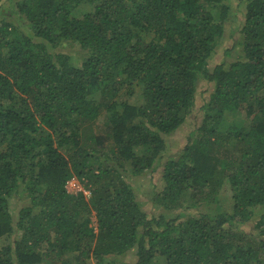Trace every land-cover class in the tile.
I'll return each instance as SVG.
<instances>
[{
	"label": "trees",
	"instance_id": "16d2710c",
	"mask_svg": "<svg viewBox=\"0 0 264 264\" xmlns=\"http://www.w3.org/2000/svg\"><path fill=\"white\" fill-rule=\"evenodd\" d=\"M2 239L0 264H264V0H0Z\"/></svg>",
	"mask_w": 264,
	"mask_h": 264
},
{
	"label": "rangeland",
	"instance_id": "374dc122",
	"mask_svg": "<svg viewBox=\"0 0 264 264\" xmlns=\"http://www.w3.org/2000/svg\"><path fill=\"white\" fill-rule=\"evenodd\" d=\"M7 2V0H5V3ZM230 3L232 4V6H234L236 4V0H230ZM91 9V5L89 3H82L79 5V7L73 11L74 15H80L82 13L88 12ZM4 13L9 16L11 9H10V4H6L5 8H4ZM230 32H231V24L228 23L226 24V32L225 35L227 36V39L225 42L222 43V45L219 47L218 52H217V57L216 60H220L221 59V55L223 53V51L225 49H227L228 47H231V41L229 40V36H230ZM63 52H68L71 53L77 60V65L80 63L79 61H81L82 59V54L80 52H76V50L74 48H72L69 45H66L64 47H62L60 49ZM204 85H202L203 87ZM134 90L135 93L134 95H128L125 92L120 93V95L116 98L115 101H117L119 104L120 103H126L129 105H140L143 102L141 93L142 90L140 89L139 86L135 85L134 86ZM95 100L101 101L100 97L98 95H95ZM106 114L104 112H102V114L100 115V117H98V120L95 122L94 127L95 131L98 135L101 136H105L107 135V133H110L109 128H107V125L105 124L106 122ZM236 118L237 121H244L245 115H236L231 117V119ZM202 120L201 118H197L196 122L199 123V121ZM188 126H184L181 128V130H179L178 132H176L174 135H171L169 137H167V144L169 146L168 149V154L170 155L173 152H176L177 150L174 148V146H176V148H182L185 146L187 138H188ZM164 157L162 158V161L164 162L165 160ZM161 161V162H162ZM160 162V164H161ZM160 166V165H159ZM157 167L154 171H148L143 175L140 176H131L130 178H128L129 183L135 188L136 194L138 199L141 201H147V197H149V195L153 192V187L155 184L157 185H162V181L160 178V167ZM67 190L68 192H70L71 194H77L79 192H82L84 190L83 184L77 180V179H73L70 180L67 183ZM84 194L86 196V198H89V192L88 191H84ZM230 200H231V192L230 190H225L223 192V194L220 196V202L225 205V206H229L230 205ZM261 213V211H258L255 219L258 217V214ZM90 219L92 220V226L96 227V219L94 216H91ZM19 235V234H18ZM6 240L2 239L0 242V247L3 246L5 244ZM131 258V256L129 254L122 256V260L125 261H129V259ZM113 259H117L118 261H121L120 258H115V257H111L108 258L107 261L110 262ZM89 264H95L94 261L90 262Z\"/></svg>",
	"mask_w": 264,
	"mask_h": 264
}]
</instances>
